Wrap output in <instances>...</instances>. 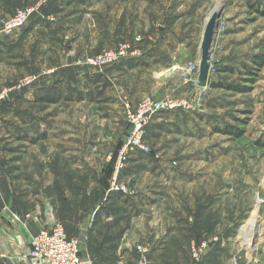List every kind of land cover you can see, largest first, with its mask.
I'll use <instances>...</instances> for the list:
<instances>
[{
	"label": "rangeland",
	"instance_id": "rangeland-1",
	"mask_svg": "<svg viewBox=\"0 0 264 264\" xmlns=\"http://www.w3.org/2000/svg\"><path fill=\"white\" fill-rule=\"evenodd\" d=\"M38 1L41 0H16L20 3L17 9ZM53 1L46 0L42 7H47L45 16L54 20L43 15V20L34 23L27 33L24 30L29 23L11 35L0 34V78L12 84L0 91V95L6 91L0 98V107L4 109L8 105L11 92L22 93L37 83H46L48 92L52 93L56 89L60 92L59 87H64L66 92L71 88L89 93L95 97L94 101L85 99L76 107L67 108L60 119L65 125L71 123L75 115L72 109H77L75 117L79 124L85 126L91 117L97 125V138L101 139L110 135L106 131L110 121L113 128H116L115 120L127 124L123 101L128 100L136 107L143 99L162 98L167 92L154 97L149 95L150 86H145L139 93L140 98L133 101L125 81L108 87L103 81L94 85L92 79L105 76L123 60L100 69L87 65L86 57L104 53L120 43H135L137 38H140L137 45L142 48L145 35L160 33L169 37L162 46L164 49L168 46L172 50L183 41L189 43L190 49L183 60L185 64L195 62L199 66L206 22L220 0H73L60 12L53 11ZM224 3L223 25L213 47L209 81L188 88L183 95L173 93L178 98L190 99L193 108L185 117L168 116L170 131L155 136L151 143L147 141L154 149L149 156L157 163L158 180L162 175L168 176L170 183L166 199L158 203L155 209L158 214L154 215L159 224L163 223V228L168 227V223L180 224L181 221L183 226L175 229L181 237L176 252L162 264H192L190 242L193 238L211 241L199 264H264V0H223ZM190 10V15L185 14ZM3 11H0V21L15 14L5 8ZM181 13L183 16L179 15ZM5 45L11 48L5 49ZM76 74L81 80L79 88L71 84H58L57 88L54 85L59 78ZM33 76L36 80L32 86L14 88L26 77ZM214 83L221 86L215 87ZM230 85L245 86L247 91L227 88ZM109 96L115 97L119 105L114 102L113 111L123 120L120 117L110 120L104 114L109 112L105 110ZM43 105L45 103L22 104L26 110L30 107L55 109L53 104ZM229 127L241 133L231 135L218 131ZM116 129L120 131L118 126ZM83 132L87 134L86 129ZM118 135V139L112 135L114 142L120 141V133ZM117 145L111 153L116 151ZM107 155H104L105 160ZM205 191L209 198L203 203L199 195ZM212 197L214 200L210 202ZM184 204L190 205L192 211L184 212ZM204 204L208 205L204 214L209 215V219L190 229L186 218L195 221L193 210ZM164 206L172 210L166 213ZM213 220H218L219 226H211ZM139 221L141 218L136 217L129 223L136 225ZM255 221L259 222V229L252 247L249 239ZM129 237L133 242L135 231ZM79 238L82 253L100 262L98 245L92 247L87 233ZM139 243L148 244L136 240L129 245V250L132 248L136 253ZM120 254L117 246V259Z\"/></svg>",
	"mask_w": 264,
	"mask_h": 264
},
{
	"label": "crops",
	"instance_id": "crops-1",
	"mask_svg": "<svg viewBox=\"0 0 264 264\" xmlns=\"http://www.w3.org/2000/svg\"><path fill=\"white\" fill-rule=\"evenodd\" d=\"M53 2L52 9L55 12H60L71 4H60L57 0ZM19 4L16 0H0V11L4 12L5 8L8 13L13 14ZM185 14L190 15L191 10ZM184 38L188 40V36ZM168 40V36L160 33L145 35L141 43L144 55L137 58L141 60L132 65L125 63L113 67L105 76L92 79L91 83L97 85L103 81V85L108 87L116 82L124 84L125 81L129 94H133V101L138 96L140 98L139 93L145 86H150L149 95L154 97L171 90L175 95H183L188 88L195 86L183 77L186 65L183 59L190 45L183 41L182 45H174L172 50L168 46L164 49L162 46ZM5 46V49L11 48L10 45ZM79 81L81 80L76 74L74 77H61L54 85L56 88L59 87L58 84L78 87ZM8 85H12L11 82L0 78V91ZM46 86V83H37L22 93L11 92L8 105L4 109L0 107V264L9 260L12 264H25L23 258L30 247V235L38 233L41 228L51 227L55 222L63 223L70 236L82 237L87 233L92 247L98 245L101 250L97 254L100 261L97 264H118V259L120 264H136L137 254L132 248L129 250V245L136 240L151 244L150 264L168 262L169 257L176 252L178 239L181 238L177 236L175 229L183 227L179 218L180 224L168 223V227L163 228V223L159 224L157 215H154L158 214L155 211L158 203L166 199L165 194L170 186L168 176L162 175L158 180L154 158L141 153L133 154L123 172L122 180L129 181V184L133 182L131 188L134 194L127 197V203L123 202L124 199L121 200L118 210L103 207L107 202L102 205L88 231L89 216L109 186L111 163L108 159L105 160L104 155L110 154L117 144L122 143L128 133V125L115 120V127L120 128L118 131L110 125V121V127L106 130L110 135L100 139L97 138L95 120L92 121L89 116L88 123L81 126L75 117L77 109H72V114L75 115H72L71 123L65 125L60 114H64L69 107H76L85 99L94 101L95 97L71 88L66 92L64 87H59L60 92L56 89L52 93L48 92ZM48 97H53L56 101L49 102ZM106 99L109 106L105 110L109 112L105 111L104 114L110 120L119 119L117 111H113V103L119 105L115 97L109 96ZM37 103H45L43 106L53 104L55 109L48 111L43 107L33 110L30 107V110H26L22 106ZM188 113L190 112L179 110L160 114L148 127L146 140L151 143L155 136L163 131H170L168 116L185 117ZM15 116L21 118L16 119ZM120 119L123 120V117ZM85 129L87 134L83 132ZM119 133L120 141L114 142L112 135L118 139ZM164 165L167 166L168 163ZM208 196L207 191L199 195L201 201L204 199L203 203H206ZM199 207L193 213L200 210L203 218L207 217L204 212L208 206L204 204ZM183 208L184 212L192 211L190 205L184 204ZM168 209L172 210L171 207H163L166 213ZM13 214L21 218L22 224L12 221ZM136 217L141 218L140 224L130 225L129 220H135ZM203 221L200 219L199 224L190 217L188 220L186 218V225L194 229L195 225H201ZM211 226H219V221L213 220ZM133 231L136 238L132 242L129 236ZM117 246L121 252L118 259Z\"/></svg>",
	"mask_w": 264,
	"mask_h": 264
},
{
	"label": "built area",
	"instance_id": "built-area-1",
	"mask_svg": "<svg viewBox=\"0 0 264 264\" xmlns=\"http://www.w3.org/2000/svg\"><path fill=\"white\" fill-rule=\"evenodd\" d=\"M45 2L46 0H41L36 4L19 8L12 17L5 21H0V34H13L18 28L28 24L34 15L39 14L44 18L41 13V7ZM45 17L49 20H54L53 17ZM136 40L140 41V38ZM137 41L135 43H120L111 49L105 50L104 53L87 56L85 63L89 66L106 69L124 59L140 58L144 55V51L137 45ZM183 77L194 85L200 83L198 64L195 62L186 63ZM35 80V76L26 77L14 88H27L32 86ZM5 93L6 91L0 95V98L4 97ZM123 103L128 133L116 151L107 155L108 160L112 164L109 186L104 192L103 198L89 216V222L87 223L88 231L92 228L100 208L109 200L111 195L119 193L128 197L134 194L129 181L122 180L123 172L133 154L153 155L154 149L146 140L147 129L153 120L165 112L190 111L193 108L190 99L178 98L173 94L172 90L167 92L162 98L148 97L143 99L136 107L128 100L123 101ZM11 218L14 223L22 224L21 218L18 215L13 214ZM28 241L30 247L28 253L23 258L25 264H95V260L91 256L82 253L81 239L78 236H70L61 222H55L48 228H41L38 233L30 235ZM210 242L203 238L191 239L192 264H199L202 261L207 250L210 248ZM151 253L152 247L149 243L137 244L136 264H150ZM5 264H12V261L9 260Z\"/></svg>",
	"mask_w": 264,
	"mask_h": 264
},
{
	"label": "water",
	"instance_id": "water-1",
	"mask_svg": "<svg viewBox=\"0 0 264 264\" xmlns=\"http://www.w3.org/2000/svg\"><path fill=\"white\" fill-rule=\"evenodd\" d=\"M224 7L225 3L218 9L215 8L206 22L199 61V81L202 84L209 81L213 47L222 25ZM130 186L133 187V182L130 183Z\"/></svg>",
	"mask_w": 264,
	"mask_h": 264
},
{
	"label": "trees",
	"instance_id": "trees-1",
	"mask_svg": "<svg viewBox=\"0 0 264 264\" xmlns=\"http://www.w3.org/2000/svg\"><path fill=\"white\" fill-rule=\"evenodd\" d=\"M72 0H62L61 2H60V4H62L63 2H67V3H70ZM78 1V0H77ZM41 13L45 16V14H48L47 13V7H42V9H41ZM43 19H42V17L39 15V14H37V15H34L32 18H31V20H30V22H29V24L25 27V30H24V33H27L28 31H30V30H32V28H33V26H34V23H36V22H41ZM45 21V20H44ZM139 60H141V59H137V58H129V59H126V60H123L122 62H120L118 65H116V66H119V65H123V64H128V65H132V64H134V63H137ZM114 67V66H113ZM214 86L215 87H219V86H221L220 84L218 85V84H215L214 83ZM227 88H229V89H232V90H238V91H240V90H242V91H247L246 89V87L245 86H238V85H230V86H227ZM48 101L49 102H54V101H56V99H54L53 97L52 98H50V97H48ZM218 131H220V132H224V133H229V134H231V135H239V133H241L240 131H235L234 129H233V127L231 128V127H229V128H226V129H218ZM111 166H112V164H111ZM111 170H112V167H110V170H109V174H111ZM124 199V200H123ZM213 200H214V198H212ZM212 199L210 200V202L212 201ZM121 200H123V202L124 203H127L129 200H128V198L127 197H125V196H123L122 194H119V193H117V194H113V195H111V197H109V200L107 201V203L103 206V207H109L111 210H118V208H119V206L117 205V204H120V201ZM206 206H208V205H206ZM203 207V206H202ZM200 208V207H199ZM100 212H98L97 213V215L96 216H98V214H99ZM204 216H203V213H201L200 212V210H199V212H197L196 214H195V221H197V223H199L200 224V222H198L200 219L202 220H208L209 219V215H208V217H205V218H203ZM97 218V217H96ZM96 220V219H95ZM196 223V224H197ZM95 264H97V262L95 261Z\"/></svg>",
	"mask_w": 264,
	"mask_h": 264
},
{
	"label": "bare ground",
	"instance_id": "bare-ground-1",
	"mask_svg": "<svg viewBox=\"0 0 264 264\" xmlns=\"http://www.w3.org/2000/svg\"><path fill=\"white\" fill-rule=\"evenodd\" d=\"M219 3H217V7L216 9H218L219 7H221V5L223 4V0L218 1ZM258 229H259V222H253L252 226H251V234H250V239H249V244L253 247L255 244V240H256V236L258 233Z\"/></svg>",
	"mask_w": 264,
	"mask_h": 264
}]
</instances>
